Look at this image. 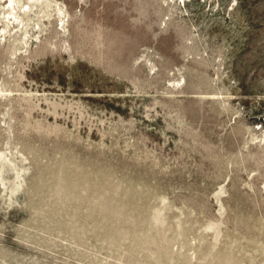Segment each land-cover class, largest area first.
I'll return each mask as SVG.
<instances>
[{"label":"rangeland","instance_id":"374dc122","mask_svg":"<svg viewBox=\"0 0 264 264\" xmlns=\"http://www.w3.org/2000/svg\"><path fill=\"white\" fill-rule=\"evenodd\" d=\"M10 5L0 264H264V0Z\"/></svg>","mask_w":264,"mask_h":264},{"label":"bare ground","instance_id":"6f19581e","mask_svg":"<svg viewBox=\"0 0 264 264\" xmlns=\"http://www.w3.org/2000/svg\"><path fill=\"white\" fill-rule=\"evenodd\" d=\"M14 3H15V0H10V6H13L14 7ZM10 13V12H9ZM13 13V14H12ZM11 14L12 15H10V14H8L6 17L8 18V19H11L12 17H14V12H12ZM217 98V97H216Z\"/></svg>","mask_w":264,"mask_h":264},{"label":"flooded vegetation","instance_id":"af4514ba","mask_svg":"<svg viewBox=\"0 0 264 264\" xmlns=\"http://www.w3.org/2000/svg\"><path fill=\"white\" fill-rule=\"evenodd\" d=\"M9 3H10V0H9ZM9 8V7H8ZM8 15V14H7Z\"/></svg>","mask_w":264,"mask_h":264}]
</instances>
